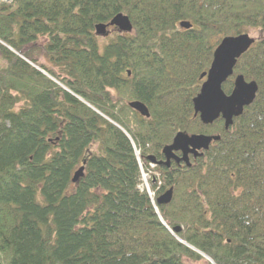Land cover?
I'll return each instance as SVG.
<instances>
[{"label": "trees", "instance_id": "16d2710c", "mask_svg": "<svg viewBox=\"0 0 264 264\" xmlns=\"http://www.w3.org/2000/svg\"><path fill=\"white\" fill-rule=\"evenodd\" d=\"M118 13L133 31L101 43L95 25ZM248 30L259 40L235 73L259 82L257 98L229 131L203 125L201 75L221 38ZM180 131L222 139L190 167L151 168ZM141 166L152 189L177 185L161 217ZM183 241L215 264H264V0L1 4V264H212Z\"/></svg>", "mask_w": 264, "mask_h": 264}, {"label": "water", "instance_id": "95a60500", "mask_svg": "<svg viewBox=\"0 0 264 264\" xmlns=\"http://www.w3.org/2000/svg\"><path fill=\"white\" fill-rule=\"evenodd\" d=\"M184 29L192 28L189 22H182ZM109 27H116L122 33H131L133 24L128 15L118 13L108 23H98L95 25V33L98 37H107ZM255 42L248 34L237 37H226L216 48L214 60L209 70L201 75V79H206L193 100L195 115L200 117L204 125H213L217 120H225V128L228 129L233 124V118L243 114L246 106L250 105L255 97L258 87L255 83H246L243 74H238L234 83V90L228 95L222 85L227 82L230 76L235 73L238 60L249 50ZM129 106L145 118H150L151 114L147 105L139 100L129 102ZM115 126L119 127L114 123ZM121 129V127H119ZM220 135L190 134L183 131L178 132L170 144L164 146L162 153L165 161L158 162L159 165L170 167L174 161L185 163L191 166L190 155L202 156L201 151H208L212 143L220 140ZM156 163L155 157L148 159ZM85 164V163H84ZM85 166H82L74 175L73 182L78 183L84 175ZM171 191L158 199V204L169 203L172 199ZM176 232L180 229L176 228ZM1 264V262H0Z\"/></svg>", "mask_w": 264, "mask_h": 264}, {"label": "bare ground", "instance_id": "6f19581e", "mask_svg": "<svg viewBox=\"0 0 264 264\" xmlns=\"http://www.w3.org/2000/svg\"><path fill=\"white\" fill-rule=\"evenodd\" d=\"M14 2V0H0V5L1 4H12ZM126 15V14H125ZM130 18V17H129ZM131 19V18H130ZM182 22H189V23H191L192 24V26H193V23L191 22V21H189V20H182L180 23H179V26L182 28V29H184L182 26H181V23ZM131 23L133 24V22L131 21ZM133 28H134V25H133ZM191 29V28H190ZM185 30H188V29H185ZM250 31H252V30H248L247 32H243V33H240V34H237V35H226V36H224L223 38H221V40H220V42H219V44H221L222 43V41H223V39L224 38H226V37H237V36H239V35H242V34H248L252 39H254L255 40V42L251 45V47L249 48V50L252 48V46L259 40L258 38H259V35H258V37H254V36H252L249 32ZM253 32H256L257 33V31L256 30H253ZM42 40H40L39 41V44L40 45H42ZM98 43H100V42H98ZM8 49H12V48H10L8 45H6V44H4ZM219 46V45H218ZM217 46V47H218ZM216 50V49H215ZM248 50V51H249ZM247 51V52H248ZM246 52V53H247ZM214 53H215V51H214ZM214 53H213V59H212V61L214 60ZM245 53V54H246ZM26 60V59H25ZM27 61V60H26ZM28 62V61H27ZM29 64H31V63H29ZM211 64H212V62H211ZM34 68H36L37 70H39V71H41V68L39 67V66H37V64H31ZM211 66V65H210ZM210 68V67H209ZM209 70V69H208ZM207 70V71H208ZM207 71H205V72H207ZM204 72V73H205ZM43 73H44V75H46V76H49V74L48 73H46L45 71H43ZM131 75V72L129 71L128 72V75H127V77L128 76H130ZM237 75L238 74H236V73H234L232 76H230L229 77V79L227 80V82L228 81H230V82H232L233 83V87H232V90L230 91V92H226L228 95H230L231 93H232V91L234 90V83H235V80H236V78H237ZM244 77H245V75H243ZM127 77H125V78H127ZM226 82V83H227ZM245 82L246 83H255L256 84V86L258 87V89H257V92H256V97H255V99H254V101L256 100V98H257V95H258V93H259V91H260V84H259V82L257 81V80H254V79H247L246 77H245ZM224 84L222 85V89L224 90ZM225 91V90H224ZM254 101L250 104V105H248V106H246L245 107V109L243 110V113L245 112V110L248 108V107H250L253 103H254ZM85 103H86V101H84ZM130 107V106H129ZM131 108V107H130ZM194 114H195V111H194ZM243 115V114H242ZM241 115V116H242ZM196 116V115H195ZM199 117V116H198ZM240 117V116H239ZM239 117H234L233 118V124L228 128V129H226L225 128V120L224 119H219V120H221V122L223 123V128H224V130L225 131H229L233 126H234V124H235V122H236V120L239 118ZM200 118V117H199ZM219 120H217L218 122H219ZM216 121V122H217ZM203 124V123H202ZM204 125V124H203ZM206 126H208V125H206ZM119 128V127H118ZM120 129V128H119ZM121 130L122 131H124L122 128H121ZM125 132V131H124ZM197 134H199V133H197ZM201 134H204V133H201ZM208 135V134H207ZM209 135H220L221 136V134H209ZM221 139H222V136L220 137V140L219 141H216V142H214V143H212V145H215V144H217V143H219L220 141H221ZM135 147V146H134ZM135 149H136V147H135ZM201 153H203V155L202 156H199V157H203L204 155H205V153H207V151H201ZM137 157H138V159H139V161H141V158H140V156H139V152H137ZM191 157H193L194 159H197V158H199V157H194V156H192V155H190V157H189V160L191 161ZM247 160H251L253 157H252V155H250V154H247V155H245L244 156ZM148 159H149V157H148ZM254 159V158H253ZM161 161H165V157L161 160ZM160 161V162H161ZM150 163H152L151 161H149ZM85 163V164H84ZM157 164H158V162H157ZM173 164H176V165H178V166H182L184 163H182V162H180V163H176V162H172L171 163V165H170V167H166V168H171L172 166H173ZM257 164V162H256V160H255V164H254V166ZM86 165V160H84V162H83V164H82V166H85ZM81 166V167H82ZM81 167H79V168H77V170L75 171V173L81 168ZM75 173H74V175H75ZM84 173H85V170H84ZM84 176V175H83ZM82 176V177H83ZM81 177V178H82ZM144 177L146 178V176H145V174H144ZM241 180H243L242 179V177L240 178ZM239 179V180H240ZM247 180V179H246ZM150 181V180H149ZM79 182V181H78ZM141 182H142V180H141ZM74 183V182H73ZM75 184V183H74ZM149 184V188H144L143 187V190H146L147 192H148V195L150 196V198H151V200H152V204H153V206H154V209H155V213L159 216V217H161V214H160V209H159V206H162V205H159L158 204V199L159 198H161L164 194H166L167 192H169V191H171L172 193H173V195H172V199H171V201L169 202V203H166V204H163V205H168V204H170L171 202H172V200H173V198H174V194H175V192H176V190H175V186L177 187V185H169L168 187H165L164 189H162V188H158V189H152L151 188V186H150V182L148 183ZM160 185V184H159ZM142 186V183H141V185H140V187ZM182 187H185L184 185H181ZM240 188H241V186H239ZM161 220V222L164 224V225H166V223L163 221V219H160ZM180 232V231H179ZM179 232H176L175 231V233L177 234V233H179ZM185 242V241H184ZM186 245L189 247V248H191V249H193V250H195V251H197L198 253H200L206 260H209L210 261V263H212V264H215V262L211 259V257L210 256H208V255H206L205 253H203L202 251H198L196 248H194L191 244H189V243H186Z\"/></svg>", "mask_w": 264, "mask_h": 264}, {"label": "rangeland", "instance_id": "374dc122", "mask_svg": "<svg viewBox=\"0 0 264 264\" xmlns=\"http://www.w3.org/2000/svg\"><path fill=\"white\" fill-rule=\"evenodd\" d=\"M117 33H118V31L115 30V31H113V32L110 34V36H108V37H99L98 39H99L100 42L102 43V42H104V41H108V40L112 39L113 37L116 36ZM249 33H250L252 36H254V37H258V33L253 32V30L250 31ZM38 59H39V63H45V64L49 65V67H53L52 64H50V63L47 61V59L44 58V56L39 55V56H38ZM93 150H96V146L93 147ZM150 166H151V168H155V165H154V164H151ZM144 174H145L146 178L144 177ZM151 177H152V175H151L150 172H148V173L143 172V174H142V188H143V187H144V188H149V184H148V183H149V180L151 179ZM183 242H184V241H183ZM184 244H186V242H184Z\"/></svg>", "mask_w": 264, "mask_h": 264}, {"label": "flooded vegetation", "instance_id": "af4514ba", "mask_svg": "<svg viewBox=\"0 0 264 264\" xmlns=\"http://www.w3.org/2000/svg\"><path fill=\"white\" fill-rule=\"evenodd\" d=\"M108 30L110 31V34H111L113 31H115V30L118 31V29H117L116 27H109ZM110 34H109V36H110ZM190 163H191V161H190Z\"/></svg>", "mask_w": 264, "mask_h": 264}]
</instances>
